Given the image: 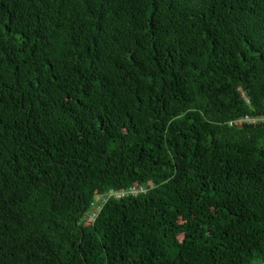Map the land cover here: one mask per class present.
<instances>
[{"label":"trees","instance_id":"obj_1","mask_svg":"<svg viewBox=\"0 0 264 264\" xmlns=\"http://www.w3.org/2000/svg\"><path fill=\"white\" fill-rule=\"evenodd\" d=\"M245 116L264 0H0V264H264Z\"/></svg>","mask_w":264,"mask_h":264},{"label":"built area","instance_id":"obj_2","mask_svg":"<svg viewBox=\"0 0 264 264\" xmlns=\"http://www.w3.org/2000/svg\"><path fill=\"white\" fill-rule=\"evenodd\" d=\"M264 125V116H256V117H251V116H245L242 118L237 119L235 122H232L230 125H237L239 127L245 126V125H252V126H257V125ZM140 193H146L145 189H140L137 190L135 188H132L128 191H120V192H110L108 194H105L103 196H99L95 199L94 203L90 207V212L87 215L86 221L89 224H93L96 219L98 218L101 210L103 209L104 205L112 198L115 199H121L123 197H128V196H136Z\"/></svg>","mask_w":264,"mask_h":264},{"label":"rangeland","instance_id":"obj_3","mask_svg":"<svg viewBox=\"0 0 264 264\" xmlns=\"http://www.w3.org/2000/svg\"><path fill=\"white\" fill-rule=\"evenodd\" d=\"M89 212H90V211H88V212L85 214V216H84V220H86L87 215L89 214Z\"/></svg>","mask_w":264,"mask_h":264}]
</instances>
